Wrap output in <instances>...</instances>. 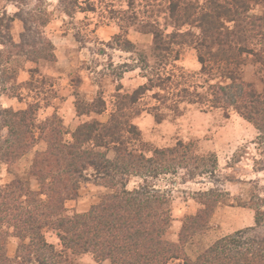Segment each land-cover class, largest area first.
<instances>
[{
    "label": "trees",
    "instance_id": "16d2710c",
    "mask_svg": "<svg viewBox=\"0 0 264 264\" xmlns=\"http://www.w3.org/2000/svg\"><path fill=\"white\" fill-rule=\"evenodd\" d=\"M60 2L70 16L80 9L92 10L88 5V9L82 8L80 0ZM164 3L162 12L168 22L163 24L158 17L139 19L135 0L129 1L125 13L131 14L121 28L128 31L133 27L151 35L153 42L148 49H139L124 32L114 35L113 40L119 49L138 55L136 67L144 72L146 81L132 92L118 93L107 121H83L67 139L57 114L38 121V104L29 103L18 110L0 104L1 162L14 166L40 140L46 143L44 150L35 153L28 171L38 181V189L17 175L8 183H0V264H76L71 254L85 253L110 264H171L174 260L182 264H264V196L257 191L252 193L250 203L255 210L254 224L218 238L195 259L186 253L184 244L208 226L224 196L219 187L218 155L203 152L194 140L146 150L136 148L141 131L131 120L146 95L156 101L150 110L157 121L181 113L185 105L205 111L223 109L226 115L236 112L257 129L256 162L262 170L264 87L258 88L244 78V66L251 58L264 67V0ZM255 6L262 10L253 12ZM23 12L19 8L13 15L6 10L0 14V66L14 56L37 63L55 60L54 44L43 37L41 30L49 22L46 11L36 14V35L32 33V20ZM16 19L24 24L17 43L11 32ZM170 26L173 30L168 32ZM185 46L197 50L201 64L198 72L175 69ZM124 71L118 75L122 77ZM17 77L16 70L4 67L0 95L8 94L7 84L16 83ZM106 109L101 95L85 105L77 104L79 115L101 114ZM112 150L115 155L110 157ZM181 172L184 182L207 177L213 186L195 192L201 207L186 217L174 241L168 237L174 220L171 196L158 180ZM133 177L140 182L129 188ZM91 178L106 186L108 192L89 210L67 214L66 201L74 199L80 184ZM46 228L57 231L62 249L47 240ZM9 236L19 239L15 256L7 253Z\"/></svg>",
    "mask_w": 264,
    "mask_h": 264
},
{
    "label": "rangeland",
    "instance_id": "374dc122",
    "mask_svg": "<svg viewBox=\"0 0 264 264\" xmlns=\"http://www.w3.org/2000/svg\"><path fill=\"white\" fill-rule=\"evenodd\" d=\"M80 1L82 8L88 5L92 10L80 9L70 16L64 12L60 0H0V14L5 10L8 15H13L19 8L24 10L23 16L32 20L33 35H36L39 22L36 19L37 12L46 11L49 22L41 30L43 37L54 44L55 54V60L42 59L38 63L24 57L17 60L14 56L9 63L0 66V73L6 67L16 70L18 75L16 83L10 81L7 84L8 94L0 95V104L16 110L26 108L29 103L38 104V121L57 114L63 121L67 139L72 138V133L83 121H107L117 103L118 93L132 92L146 81L144 72L136 67L138 55L119 49L113 40L114 35L124 32L139 49H148L153 42L151 35L142 34L133 27H129L128 31L121 28V24L128 23L126 18L131 11H125L129 9L131 0ZM164 1L167 0H135L139 19L152 20L158 17L161 23H167V14L162 12V5H166L162 4ZM261 10V6H255L253 12ZM23 30V22L14 20L11 32L16 43L21 41ZM172 30L170 26L167 31ZM0 48L3 49V46ZM200 68L197 50L185 46L175 69L178 72L195 73ZM123 71L120 77L118 73ZM244 78L256 83L258 88H263L261 81L264 82V67L248 59L244 66ZM100 95L107 103L103 113L78 114L77 104L85 105ZM155 103L146 95L136 107L138 114L131 117L141 131L140 140L135 143L136 148L146 150L172 146L180 140H194L200 150L214 151L219 158V187L224 190L222 202L216 207L208 226L184 244L186 253L195 259L218 238L254 224L255 210L250 204L251 195L257 191L264 196V168L258 170L256 159L259 152L254 142L258 132L251 122L236 112L226 115L223 109L205 111L196 105H185L181 113L157 121L150 110ZM127 136L131 137V134ZM45 148L46 143L40 140L16 165L0 161V183H8L17 175L27 179L33 189H38V181L28 175V171L35 153ZM114 155L115 151L109 152L110 157ZM182 176L181 172L177 176L170 175L158 180L171 196L174 220L168 237L174 241L178 240L186 217L201 207L195 192L213 186L207 177L184 182ZM139 182V178H131L129 188ZM106 192L108 188L94 178L83 181L77 196L66 201L67 214L89 210ZM45 236L58 249H62L56 230L46 228ZM18 245L19 239L9 236L7 253L15 256ZM82 255L71 254V257L79 264ZM92 260L96 261L93 255L85 264H94ZM171 264L182 262L174 260Z\"/></svg>",
    "mask_w": 264,
    "mask_h": 264
},
{
    "label": "crops",
    "instance_id": "0c3cea01",
    "mask_svg": "<svg viewBox=\"0 0 264 264\" xmlns=\"http://www.w3.org/2000/svg\"><path fill=\"white\" fill-rule=\"evenodd\" d=\"M92 255H93V254H91V253H85L84 255H82V257H80L79 264H85V263H87L89 260L92 259ZM92 262H93L94 264H98L97 261H93V260H92ZM106 262H107V263H106ZM102 264H110V262H109V260H105V261H103Z\"/></svg>",
    "mask_w": 264,
    "mask_h": 264
}]
</instances>
